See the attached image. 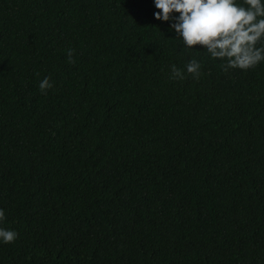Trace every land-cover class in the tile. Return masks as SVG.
Masks as SVG:
<instances>
[{
    "label": "trees",
    "instance_id": "obj_1",
    "mask_svg": "<svg viewBox=\"0 0 264 264\" xmlns=\"http://www.w3.org/2000/svg\"><path fill=\"white\" fill-rule=\"evenodd\" d=\"M156 11L0 0V264H264V62L225 72Z\"/></svg>",
    "mask_w": 264,
    "mask_h": 264
},
{
    "label": "clouds",
    "instance_id": "obj_2",
    "mask_svg": "<svg viewBox=\"0 0 264 264\" xmlns=\"http://www.w3.org/2000/svg\"><path fill=\"white\" fill-rule=\"evenodd\" d=\"M155 19L170 22V29L191 52L202 46L212 59L224 61L220 67L248 71L264 62V0H154ZM68 63H75L74 49L67 50ZM187 73L199 80L201 64L192 59L186 66ZM171 79L183 80L184 73L171 66ZM53 87L50 78L39 84L42 94ZM5 212L0 209V223ZM18 233L0 227V241L14 243Z\"/></svg>",
    "mask_w": 264,
    "mask_h": 264
}]
</instances>
